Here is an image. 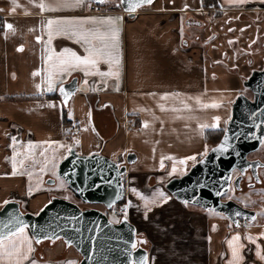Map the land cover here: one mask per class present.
<instances>
[{
	"label": "crops",
	"instance_id": "obj_1",
	"mask_svg": "<svg viewBox=\"0 0 264 264\" xmlns=\"http://www.w3.org/2000/svg\"><path fill=\"white\" fill-rule=\"evenodd\" d=\"M41 2L46 10L38 7ZM94 5L99 4L16 0L14 5L0 0V173L13 175L8 164L13 142L24 144L21 148L30 143L33 148H55L62 160L74 136L80 154L98 152L127 165L123 208L147 243L148 264H264L260 219L234 226L216 212L179 202L165 187L205 154V131L225 126L242 81L264 66V0H154L133 16L105 3V13H92ZM109 19L114 24L102 23ZM49 20L87 21L64 27L108 35L112 27L118 28V50L112 51L119 64L101 57L95 67L58 72L54 90L48 91L52 65L64 49L81 57L88 54V45L78 43L76 36L53 32L48 44ZM190 34H197L195 41ZM92 43L102 46L98 40ZM96 71L119 75H86ZM73 79L78 89L68 104L71 123L66 127L59 89ZM73 124L78 126L74 134ZM129 153L136 156L131 164L126 162ZM26 166L32 167L30 162ZM54 195H25L19 202L45 201L31 211L36 213ZM13 196L0 189L1 206L16 200ZM148 201L155 202L145 207ZM237 236L238 241L233 239ZM9 238L25 241V250L30 241L33 251L23 264H78L38 259L37 244L26 227L22 235Z\"/></svg>",
	"mask_w": 264,
	"mask_h": 264
},
{
	"label": "water",
	"instance_id": "obj_2",
	"mask_svg": "<svg viewBox=\"0 0 264 264\" xmlns=\"http://www.w3.org/2000/svg\"><path fill=\"white\" fill-rule=\"evenodd\" d=\"M91 1L101 4L100 0ZM130 3L136 4L138 0H119L115 5L129 16L149 5L142 4L131 11ZM244 87L251 90L253 97L244 93L236 96L220 140L186 173L165 184L179 202L221 213L234 226H240V218L249 222L254 219L252 211L233 201L224 202L221 197L229 189L232 171L244 172L250 165L247 154L263 142L264 66L252 71ZM60 89L62 102L68 106L78 89L77 80H71ZM135 159L136 156L129 153L126 162L131 164ZM126 171V164H119L101 153L80 154L72 148L60 161L58 175L90 206L82 208L54 195L34 213L24 211L19 201L8 200L0 207V238L11 237L12 232L26 227L36 244L62 240L67 247H73L81 255L78 264H148V249L140 244L144 239L141 241L134 224L126 216L113 221L105 212L124 199ZM47 183L54 184L55 180L48 179ZM96 205L104 208L94 207Z\"/></svg>",
	"mask_w": 264,
	"mask_h": 264
},
{
	"label": "rangeland",
	"instance_id": "obj_3",
	"mask_svg": "<svg viewBox=\"0 0 264 264\" xmlns=\"http://www.w3.org/2000/svg\"><path fill=\"white\" fill-rule=\"evenodd\" d=\"M115 2H117V0H106L104 3L105 5H115ZM207 9L212 10L208 7V4ZM210 17H212V15H210ZM196 35L197 34H190L189 38H191L192 41H195V39L197 38ZM244 81L245 80L242 81V88L240 93H244L248 97H251L252 93L249 90L244 89ZM71 139L72 141L67 144L70 146V148H68V151H70L72 148L77 151L75 142L76 137L71 136ZM31 144L32 143H30L29 145ZM214 144L216 143H208L205 146V151L207 152ZM23 145L24 144L21 145L19 144V142L15 141L12 143L11 148H9L10 154L8 164L12 169L11 174H13L14 171L16 172V174L10 176V174L4 175V172L0 173V178H2L0 179V181H2L3 183V186H1L0 188L1 190H8L10 194L14 195L13 199H16L17 201L23 200V197L25 195L29 198L35 195L34 197L38 199L42 197L43 193H47L48 195L49 193H54L55 195L64 197L79 204L80 206H88L84 204V202L82 203V201L78 199L73 191L69 188L68 184L59 177L58 165L61 160H58L59 156L55 148H33L29 146L28 148H21V146ZM28 162L31 163L32 167L26 166ZM48 179H54L55 183L48 184ZM261 193V190L251 191L247 195L246 200H243L244 203L248 205L253 204L252 201L259 195H261ZM44 202L45 201L39 202L35 200L31 202L22 201L21 206L27 211L30 209V211H37ZM94 207L103 209V207L100 205H96ZM110 211L111 212L108 213L109 217L114 221H118L122 216L127 217L123 205H120V207H118L117 209H112ZM258 221L260 223H264V221ZM40 253L45 259H56L62 261L77 260V263L81 259V255L73 247H67L62 240L47 243V245H45V247L40 250Z\"/></svg>",
	"mask_w": 264,
	"mask_h": 264
},
{
	"label": "snow or ice",
	"instance_id": "obj_4",
	"mask_svg": "<svg viewBox=\"0 0 264 264\" xmlns=\"http://www.w3.org/2000/svg\"><path fill=\"white\" fill-rule=\"evenodd\" d=\"M101 3L104 2V0H100ZM123 2V0H122ZM153 2V0H138V3L136 4H129L130 10L131 11H135L137 7H139L142 4H151ZM240 2H243V0H240ZM12 3L15 5L16 4V0H12ZM81 3H83V0H74V4L75 5H80ZM38 7L41 10H46V5L41 2ZM13 11H15V8L12 9ZM47 10H54V9H47ZM0 11H2V9H0ZM75 23H79L81 25H83L84 23H87V21H79V22H73V21H59V20H49L48 21V35H49V39H48V44H51V40H52V36H53V32H55L56 35H71V36H76L78 37L77 42H81L83 41L84 44L88 45L85 48V51L88 53L86 56L81 57L80 55H78L76 52L71 51L69 49H64L63 52H61L58 56H57V63H54L52 65V68L54 70V72H50L49 77H48V91H53V75L58 73V72H65L68 71V69L70 68H78L81 66L84 67H95L99 62H100V58L101 57H106V61L109 64L115 63V64H119V58L117 56H115L113 54L112 50H118V44H119V29L116 27H112L111 28V34H105V33H99L96 31H93L91 29L89 30H84L82 28H76V27H72V28H67L64 27V25H73ZM102 23H108V24H114V21L109 19L108 21H103ZM53 25H55V29H53ZM8 29H12L13 26L11 24L7 25ZM39 39V38H38ZM92 40H98L101 42V47H97L92 43ZM111 40V43H108V41ZM22 51V49H20ZM49 60L52 59V56L48 57ZM40 73H34V75H39ZM87 74H91V75H96L99 74L101 76H118L119 73L118 72H86ZM39 87V86H38ZM60 91L63 93L64 89L61 88ZM65 95L67 96L68 94L65 93ZM212 107H217L218 105L213 104L211 105ZM207 107V105H206ZM219 119V118H217ZM29 147H33L32 145H29ZM190 159H195L194 157H191ZM180 163H184V161H180ZM173 171H175V169H173ZM16 172H13V175H15ZM161 196H163V193L160 194ZM155 201H148L145 204V207H148V205L150 203H154ZM24 232V228L21 227L17 230V232H12L11 235L15 236L18 233L20 235H22ZM234 240L238 241L240 238L234 237ZM40 241L37 240V243H39ZM25 243V241H14L11 240L9 238L8 235H5L4 237L0 238V260H5L7 259L8 261H14V264H23V262L25 260L29 259V254L33 251L32 247H31V243L30 241L27 242L28 243V247L25 250L23 248V244ZM230 246L232 244V242H229ZM133 247H135V245H133ZM232 255L234 260H238L239 259V252L237 250L236 247H233L232 250ZM259 255V253H258ZM264 258V257H262Z\"/></svg>",
	"mask_w": 264,
	"mask_h": 264
},
{
	"label": "flooded vegetation",
	"instance_id": "obj_5",
	"mask_svg": "<svg viewBox=\"0 0 264 264\" xmlns=\"http://www.w3.org/2000/svg\"><path fill=\"white\" fill-rule=\"evenodd\" d=\"M117 2H115V3H117ZM244 89L249 90L246 87ZM249 91L251 92V90H249ZM252 97H253V93H252V96L249 98H252ZM247 160L250 163V165L245 169L244 172H241L239 169H234L232 171L229 189L224 195H222L221 200L224 202L233 201L236 204H238L239 206H241L242 208H245V209L252 211L254 213V219L253 220L260 219V220L264 221V138H263L262 144L256 150L251 151L250 153L247 154ZM253 190H261L262 193L256 199H254L252 201L253 204L248 205V204L244 203V201L246 200L247 195ZM187 205H191V204H187ZM89 206L90 205L81 206V207L86 208ZM100 206H102V205H100ZM199 208L203 209L201 207H199ZM203 210H205V209H203ZM206 211H208V210H206ZM210 211H212V210H210ZM213 212H215V211H213ZM216 213L220 214L222 216V218L228 219L223 214L218 213V212H216ZM242 221H243V219L240 218V225H242ZM230 223L232 224L231 221H230ZM248 223H249V221H248ZM139 238L141 239V241H142V239H144L141 236H139ZM140 244H142L145 247L147 243L144 240V242H140Z\"/></svg>",
	"mask_w": 264,
	"mask_h": 264
},
{
	"label": "trees",
	"instance_id": "obj_6",
	"mask_svg": "<svg viewBox=\"0 0 264 264\" xmlns=\"http://www.w3.org/2000/svg\"><path fill=\"white\" fill-rule=\"evenodd\" d=\"M118 1V0H117ZM206 4V2H208V0H203ZM104 3V2H103ZM103 3L99 4V5H103ZM115 8L119 9V10H122L121 8L117 7L116 5H114ZM14 99V98H13ZM71 121L70 119L68 118V106H64V109H63V124L64 126L68 127L70 125ZM226 125V124H225ZM224 129H225V126L221 129H208L205 131L204 133V139L206 141V143H217L221 136L223 135L224 133ZM125 176V175H124ZM124 178V177H123ZM124 183H125V180H124ZM70 188V187H69ZM71 189V188H70ZM72 190V189H71ZM73 191V190H72ZM74 193V192H73ZM75 194V193H74ZM76 196V194H75ZM77 197V196H76ZM78 198V197H77ZM79 199V198H78ZM125 204V197L124 199L119 202L118 204H116L114 207H113V210L117 209L118 207H120V205H124ZM22 208V206H21ZM23 209V208H22ZM24 211H27L25 209H23ZM105 212L108 214L109 212L111 211H108V210H105ZM109 215V214H108ZM50 241H44L40 244H37V249H36V257L38 259H42L44 260L45 258H43L42 254L40 253V250L42 248L45 247V245H47V243H49Z\"/></svg>",
	"mask_w": 264,
	"mask_h": 264
},
{
	"label": "built area",
	"instance_id": "obj_7",
	"mask_svg": "<svg viewBox=\"0 0 264 264\" xmlns=\"http://www.w3.org/2000/svg\"><path fill=\"white\" fill-rule=\"evenodd\" d=\"M208 7L212 10H215L212 4H208ZM90 11L92 13H105L107 10H105L101 5H94L92 8H90ZM71 133H77L78 132V126L76 124H73L70 126ZM242 224L246 225L248 224V221L246 219H243Z\"/></svg>",
	"mask_w": 264,
	"mask_h": 264
}]
</instances>
